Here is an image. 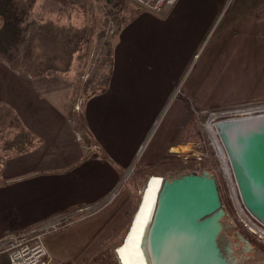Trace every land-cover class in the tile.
Wrapping results in <instances>:
<instances>
[{
	"label": "crops",
	"instance_id": "obj_1",
	"mask_svg": "<svg viewBox=\"0 0 264 264\" xmlns=\"http://www.w3.org/2000/svg\"><path fill=\"white\" fill-rule=\"evenodd\" d=\"M223 4L224 0H177L162 16L140 10L123 24L111 42L107 88L88 97L81 111L89 132V153L66 105L43 91V81L50 75L31 77L0 60V104L11 106L22 124L41 139L4 162L0 238L106 198L166 112L169 116L154 132L143 162L150 163L147 158L156 148L191 149L194 105L227 102L222 100L228 84L223 74L240 67L239 58L251 55L259 34H264V21L252 18L256 13L242 17L233 7L222 21L219 17V35L211 41V27ZM220 40L225 43L217 44ZM201 49L198 66L200 58L195 64L193 60ZM179 83L182 93L173 97ZM95 144L102 151L96 152ZM48 236L53 250L54 239ZM0 264H9L7 255H0Z\"/></svg>",
	"mask_w": 264,
	"mask_h": 264
},
{
	"label": "rangeland",
	"instance_id": "obj_2",
	"mask_svg": "<svg viewBox=\"0 0 264 264\" xmlns=\"http://www.w3.org/2000/svg\"><path fill=\"white\" fill-rule=\"evenodd\" d=\"M126 2L128 8L124 11L123 16L125 17H129L134 11L146 10L139 8L132 0H126ZM233 7L241 13L242 17L256 13L252 18L264 21V0H224L217 22L211 27V41L215 42L218 38L219 17L230 12ZM166 9L159 12L149 11L162 16ZM106 13L107 9L103 0H35L30 10L27 38L31 39L33 59L42 66H56V70L52 71L50 78L43 81V91L52 95L57 102L66 105L68 114L70 111H75L74 106L77 102H83L85 99L84 83L102 69L98 60L109 40L110 46H112L111 42L116 34V24L110 16L104 19ZM224 18L222 17L221 21ZM92 23L96 26L97 33H100L101 37L93 38L89 53L85 51L83 44L86 36L79 39V50L74 52L73 58L67 62V59L61 57L60 50L62 49L59 48L61 43L52 37V27L59 25L70 29L72 33L82 30ZM216 43L223 44L225 42L220 40ZM255 46L251 55L243 54V57L239 58L240 61H238L242 63L240 67L223 74V82L228 84L227 88L222 90L224 93L222 100L225 98L227 102H218L205 107L194 105L195 134L194 141L191 143L206 142L208 144L210 142L209 136L204 131V124L219 122L224 118L237 117L244 113L249 114V112L254 115L264 114V34H259ZM202 50L193 60L195 64L200 58L198 66L203 58ZM215 56H217V51ZM221 84L223 83L220 81L219 85ZM172 93L173 97L182 93L181 83ZM234 109L238 111L234 112ZM168 113L163 115L160 122L166 121ZM70 122L73 124V121ZM73 126L75 128L74 124ZM156 131L149 134L135 161L123 170L117 187L107 195L114 194V197L106 207L91 217L50 234L48 237L54 239L51 242L53 250L50 249L45 239L48 250L52 255H55H53L55 258L64 264H120L115 250L124 238L141 193V186L148 176H152L154 173L165 179L175 173H185L197 165L193 155L184 157L180 155L181 152L171 151V148L159 151L156 148L154 152L149 153L150 156L147 160L150 163L143 162L154 141L153 134ZM193 144L190 145L191 149L183 152L195 151L196 148ZM98 146L100 149L102 148L100 145ZM97 150L95 148L96 152H98ZM208 152L209 159L200 165L205 168L208 164L207 161H210L213 165L218 166L219 160L217 161V155L210 145ZM212 171L219 183L220 199L225 202V199L230 198L227 183L217 167L214 166ZM226 208L227 206H225ZM252 241L251 245L254 249L247 252L251 256L247 264H264V247L254 240Z\"/></svg>",
	"mask_w": 264,
	"mask_h": 264
},
{
	"label": "water",
	"instance_id": "obj_3",
	"mask_svg": "<svg viewBox=\"0 0 264 264\" xmlns=\"http://www.w3.org/2000/svg\"><path fill=\"white\" fill-rule=\"evenodd\" d=\"M225 137L227 140L230 138L226 144L236 163L244 195L251 206L264 216V123L237 128ZM145 190L146 184L127 234L142 204ZM224 218L218 184L208 172H188L163 179L145 240L149 264H236L237 256L230 259L218 244ZM237 237L243 238L241 235ZM245 243L244 258L247 259L246 254L253 247L247 239ZM226 250L233 252L231 247Z\"/></svg>",
	"mask_w": 264,
	"mask_h": 264
},
{
	"label": "trees",
	"instance_id": "obj_4",
	"mask_svg": "<svg viewBox=\"0 0 264 264\" xmlns=\"http://www.w3.org/2000/svg\"><path fill=\"white\" fill-rule=\"evenodd\" d=\"M107 9L104 19L110 16L116 24V30L125 24L139 11H134L129 17H125L124 11L127 10L126 0H103ZM35 0H0V60L13 67L16 70L23 71L31 77L51 75L52 71L56 70V66H42L33 59L31 43L27 38L28 32V17L30 10ZM46 23V22H45ZM96 26L92 23L88 27L77 30L71 33V30L61 26L52 27V37L60 42L62 50L61 57L69 62L73 58L74 52L79 50V39L82 37L84 41L85 51L90 50L93 38H100L101 34L97 33ZM108 45L101 52V57L98 62L102 66L100 72H97L89 80L84 83V100L88 97L102 93L106 90L111 70H112V48L110 40ZM89 53V52H88ZM82 111V110H81ZM70 120L73 121L75 129L80 134V140L87 147V153L91 151L89 142V132L80 111H70ZM41 141L35 134L29 131L21 122L16 111L7 104H0V185L3 183L1 179L2 167L6 159L15 154L24 153ZM96 145V144H95ZM183 173H175L166 178H172ZM157 175V174H152ZM142 184L140 191L145 186ZM219 187V186H218ZM141 196V193H140ZM140 196L137 199L134 211L140 201ZM223 231L219 235V247L229 245L232 241H239L238 235L246 238L250 244L253 239L250 235H245L227 222L226 218L222 220Z\"/></svg>",
	"mask_w": 264,
	"mask_h": 264
},
{
	"label": "built area",
	"instance_id": "obj_5",
	"mask_svg": "<svg viewBox=\"0 0 264 264\" xmlns=\"http://www.w3.org/2000/svg\"><path fill=\"white\" fill-rule=\"evenodd\" d=\"M132 1L139 8L159 12L166 7L174 5L177 0ZM84 101L83 99V102H77L74 106V110L80 111ZM233 111L235 112L238 110L234 109ZM246 114L248 113H244V115ZM249 114H251V112H249ZM204 131L210 139L208 144H206V142L193 144L196 148L195 151L180 153V155L184 157H188L190 154L193 155L197 164L194 169L187 170L186 172L201 174L206 171L216 179L212 170L214 166L217 167L223 175L222 177L225 179L229 190L230 198L225 199V202L223 200L221 201L222 207L225 210L227 222L239 232L250 235L255 242L264 247V216H261L251 206L247 197L244 195L241 179L236 169V163L229 154L227 144L224 143L225 140L222 138V131L219 132L214 127L209 126V124H204ZM209 145L215 151L219 164L217 166L207 161L208 164L203 168L200 164L209 159ZM94 148L100 149L98 145H95ZM216 182L219 185L217 180ZM113 197L114 194H110L98 202L78 205L70 210L53 214L40 222L32 224L24 230L7 233L0 238V255H7L9 264H64L50 253L45 243V237L53 232L95 215L106 207ZM229 203H232V205ZM225 206H227L226 209Z\"/></svg>",
	"mask_w": 264,
	"mask_h": 264
},
{
	"label": "bare ground",
	"instance_id": "obj_6",
	"mask_svg": "<svg viewBox=\"0 0 264 264\" xmlns=\"http://www.w3.org/2000/svg\"><path fill=\"white\" fill-rule=\"evenodd\" d=\"M260 122L264 123V114H246L231 118L227 117L217 123H211L209 126L214 127L219 132L222 131L223 135L226 136L232 130L251 125L255 126ZM223 135L222 138L225 139L226 137H223ZM229 140L224 141V143H228ZM162 181V177L158 175H152L146 180L143 201L133 225L129 233H126L123 244L117 248V251L115 250L120 264H149L145 240Z\"/></svg>",
	"mask_w": 264,
	"mask_h": 264
},
{
	"label": "flooded vegetation",
	"instance_id": "obj_7",
	"mask_svg": "<svg viewBox=\"0 0 264 264\" xmlns=\"http://www.w3.org/2000/svg\"><path fill=\"white\" fill-rule=\"evenodd\" d=\"M246 238H242L239 239V241H232L231 244L229 245H225L222 247L223 252L230 258L232 259L233 257L237 256L238 260L236 264H247L250 260L249 258H251V256L249 254L247 255V259L244 258L246 257L244 254V251L246 250V243H245ZM227 247H231L233 248V252L232 253H228L227 252ZM254 249V247H253ZM254 251V250H253Z\"/></svg>",
	"mask_w": 264,
	"mask_h": 264
}]
</instances>
